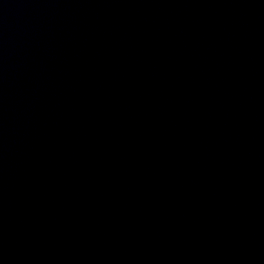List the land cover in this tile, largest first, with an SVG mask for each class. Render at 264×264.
Returning <instances> with one entry per match:
<instances>
[{
    "label": "water",
    "instance_id": "obj_1",
    "mask_svg": "<svg viewBox=\"0 0 264 264\" xmlns=\"http://www.w3.org/2000/svg\"><path fill=\"white\" fill-rule=\"evenodd\" d=\"M0 264H264V0H0Z\"/></svg>",
    "mask_w": 264,
    "mask_h": 264
}]
</instances>
